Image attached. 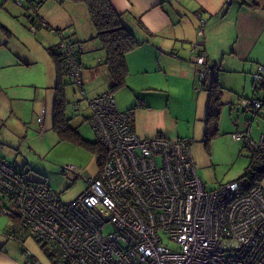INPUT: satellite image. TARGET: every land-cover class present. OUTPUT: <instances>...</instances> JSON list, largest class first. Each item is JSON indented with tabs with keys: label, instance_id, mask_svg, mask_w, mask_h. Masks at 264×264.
Returning <instances> with one entry per match:
<instances>
[{
	"label": "built area",
	"instance_id": "built-area-1",
	"mask_svg": "<svg viewBox=\"0 0 264 264\" xmlns=\"http://www.w3.org/2000/svg\"><path fill=\"white\" fill-rule=\"evenodd\" d=\"M13 2L35 15L33 32L49 28L36 15L34 0ZM50 29L59 38L55 50L68 80L88 102L86 123L105 160L97 175L66 165L62 171L81 178L83 188L63 202L46 182L0 158V194L9 203L0 205V213L17 218L59 264H264V189L243 192L236 181L207 189L196 171L192 140L141 137L111 91L87 98L76 55L82 44L69 40L66 28ZM196 63L205 84L216 69L201 49ZM253 82L264 85V66ZM239 105L264 116V99L243 98ZM231 137L245 144L255 168L264 169V133L255 141L248 132Z\"/></svg>",
	"mask_w": 264,
	"mask_h": 264
},
{
	"label": "crops",
	"instance_id": "crops-1",
	"mask_svg": "<svg viewBox=\"0 0 264 264\" xmlns=\"http://www.w3.org/2000/svg\"><path fill=\"white\" fill-rule=\"evenodd\" d=\"M12 1L8 0L7 5L5 4L7 10L3 12V18H0V123H10L9 118L17 104L19 107L24 102L32 105L43 102L49 92L53 93V112L56 71L50 49L54 50L59 38L50 28H66L70 40L82 42L79 60L83 88H86L85 96L90 98L108 89L106 69L99 65L104 61V52L98 41L92 39L94 29L82 4L70 0H36L39 3L36 15L49 28L37 26L34 40L38 47L45 50L39 52L38 48L35 57L21 35L26 34L27 30L33 32L31 26L36 23L35 15L27 7H20L24 11L19 9ZM109 2L117 12L123 14V23L132 30L139 43L126 54L128 74L124 85L113 93L119 110L133 109L132 123L139 136L149 138L159 134L173 140L189 138L191 132L182 127L193 120L196 128L199 114L204 128L206 89L212 79H217L223 88L218 122L220 135L216 138L225 133L231 136L233 132H248L255 141L260 133H264V116L244 110L239 105L243 98L264 99V85L255 87L253 82V74L258 66H264V0ZM77 16L82 17L80 28ZM199 29L201 33H198ZM80 33L82 37H79ZM197 49L205 52L208 63L216 69V74L210 76L205 84L200 80L196 63ZM48 60L53 63L54 73L45 69L44 65ZM35 69L39 71L36 72ZM171 80L179 84L189 101V111L184 117L172 109L173 93L169 90ZM64 81L68 80L64 78ZM96 84H102V87L89 92L88 89ZM70 88L76 93L74 85L69 84L64 87L65 95ZM203 90L206 92L204 110H199L197 102V111L192 116L194 99ZM81 99L77 98L72 105L75 115L81 111ZM45 114L46 105H43L36 121L41 116L45 119ZM89 115L84 116V120ZM22 120L19 121L24 123ZM43 123L44 120L41 124L37 122L39 128ZM237 143L248 153L245 144ZM2 145L4 142L1 147ZM259 185L264 189V179ZM0 202L5 204L4 199L0 198ZM11 219L6 235L13 236L14 239L20 236L23 245L26 234L22 229L20 233H14L16 227ZM6 245L7 243H0V264H32L31 261L24 260L21 254L12 255L11 249L5 248ZM19 247L23 252L24 249L20 245Z\"/></svg>",
	"mask_w": 264,
	"mask_h": 264
},
{
	"label": "rangeland",
	"instance_id": "rangeland-1",
	"mask_svg": "<svg viewBox=\"0 0 264 264\" xmlns=\"http://www.w3.org/2000/svg\"><path fill=\"white\" fill-rule=\"evenodd\" d=\"M7 2L8 0L5 2L4 0H0V18H3V12L7 10L5 7ZM18 8L21 9L20 6ZM21 10L24 11V9ZM81 20L82 17L79 16V28ZM34 33L27 30L26 34L21 35L26 39L30 52L37 57V49L39 48V52H44L43 50L45 49L38 47V43L34 40V37L36 38L37 35ZM78 35L82 37L81 33ZM44 66L46 71L54 73V66L51 60H48ZM35 71L37 72L39 69H35ZM170 82L169 90L173 93L172 109L184 117L189 111V101L186 99L185 93L179 84L173 80ZM101 87L102 84H96L87 89L90 92V90L96 91V89H100ZM52 95L53 93L49 92L46 100L33 105L29 102H24L18 107L17 104V107H15L13 114L9 118L10 123L8 121L0 123V143L3 144L4 142L2 147L0 144V157L12 163L16 168H20L26 172L32 180L46 182L60 193L63 202H67L80 193L83 188V180L81 178L74 179L69 173H64L62 171L63 168L66 165H73L80 169L79 173L81 175H94L98 171L99 166L97 165L95 154L71 139L65 138L60 140L57 133L52 129ZM77 95L79 96L78 92L76 91L75 93L73 88L66 90V99L69 102L66 113L71 118L70 124L78 128V132L83 139L95 141L91 127L83 118L90 113L87 100L82 98L79 102L81 111L78 115H75L72 111L74 101L80 98ZM204 99H206V92L203 90L194 99L191 110L192 116L197 111V102L199 110H204ZM43 105H46V114L44 125L39 128L36 118L40 115ZM20 119H23L24 123L20 122ZM201 119L202 116L199 114L196 120V128H194L195 122L193 120L182 128L191 132L189 138L193 140L192 153L198 176L207 189H213L237 179L248 164L249 154L226 133L221 134V136L210 142L208 153L204 143L201 141L203 130ZM0 198L3 199L1 194ZM4 203L9 205L6 200H4ZM1 204L2 202H0ZM9 225L10 218L0 213V243H7L5 248H10L12 255L21 254L24 260L31 261L32 264H54L53 260H50L40 248V242L36 241L33 237L25 235L23 237V245H21L20 240L14 239L13 236H7L6 233H8ZM19 245L22 247V250L24 249L23 252Z\"/></svg>",
	"mask_w": 264,
	"mask_h": 264
},
{
	"label": "trees",
	"instance_id": "trees-1",
	"mask_svg": "<svg viewBox=\"0 0 264 264\" xmlns=\"http://www.w3.org/2000/svg\"><path fill=\"white\" fill-rule=\"evenodd\" d=\"M34 1L38 8L39 3L36 0ZM70 1L82 4L87 10L95 33L92 39L98 41L101 50L104 52V61L99 65H103L106 69V79L108 83V89L106 91H111L113 94L116 90L120 89L124 85L125 78L128 74L127 65L125 62L126 54L134 50L139 43L135 39L132 30L123 23V14L117 12L112 7L109 0ZM24 7H27L29 10L28 6ZM66 37L68 38L67 34ZM71 41L82 44L81 41ZM55 48L56 45L54 46L53 51L50 49L56 71L55 99L52 112V129L57 133L60 140L65 138L71 139L95 154L97 165L102 166L105 160L104 149L96 141H87L83 139L78 132V128L70 124L71 118L68 117L66 113L69 102L66 99L64 87L71 83L67 78L64 63L56 53ZM81 50L82 48L79 47L76 49L77 60L79 63V53ZM64 78L68 81L65 82ZM221 89L223 88L218 84L217 79H212L211 84L206 89L207 101L205 116L203 119L204 128L202 142L204 143L208 153L210 150V142L220 135L218 122L221 108ZM80 98L82 97L80 96ZM132 110L133 109H129L125 111L128 112L131 121ZM255 163V157L252 158V156L249 155V161L243 173L236 180H234L239 183L243 192H247L255 188L260 184L261 180L264 179V169L255 168ZM11 220L14 221L16 227L14 233H20L22 228L19 226L18 220L15 217ZM40 244V248L49 257V259L53 260L52 262L54 264H58L57 255L51 252L45 244L41 242Z\"/></svg>",
	"mask_w": 264,
	"mask_h": 264
},
{
	"label": "bare ground",
	"instance_id": "bare-ground-1",
	"mask_svg": "<svg viewBox=\"0 0 264 264\" xmlns=\"http://www.w3.org/2000/svg\"><path fill=\"white\" fill-rule=\"evenodd\" d=\"M101 165V164H100Z\"/></svg>",
	"mask_w": 264,
	"mask_h": 264
}]
</instances>
